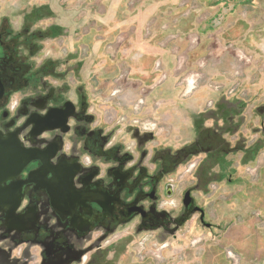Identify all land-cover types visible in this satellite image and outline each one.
I'll return each instance as SVG.
<instances>
[{"label": "flooded vegetation", "instance_id": "1", "mask_svg": "<svg viewBox=\"0 0 264 264\" xmlns=\"http://www.w3.org/2000/svg\"><path fill=\"white\" fill-rule=\"evenodd\" d=\"M9 1L19 4L27 0ZM57 1L67 11L75 13L76 19H80L78 35H89L92 28L87 29L88 22H84L82 18L88 10L87 4L75 8L64 0ZM33 10L36 13L26 15L25 23L18 30L9 20H0V129L4 132L21 131V139L26 147H29L32 126L28 124L31 121H41V128L46 131L36 142L42 157L24 170L23 180H27L30 172L40 170L44 161H48L50 168L58 170L59 173H70V192L73 197L82 194L91 199L99 198L102 202L101 205L93 202L78 207L67 219L62 220L55 208L51 192L41 180H38V184H25L21 209L25 214H37L39 220L33 229L27 226L12 233L4 230L0 222V255L9 256L6 264H11L10 260L15 258L20 263H27L28 258L34 261L37 258L36 264H83L87 262V256L92 251L79 256L81 251L102 240L99 247L101 248L121 229L133 224L138 234L157 233L159 241L162 238L190 241L188 238L177 239L178 234L197 215L200 225L213 230L215 224L209 222L205 208L201 207L194 197L195 190L198 191L196 186L195 189L183 190L182 207L179 211L162 208L161 202L167 198L169 188L172 190V197L176 195L178 178L175 179L173 175L179 164L201 153L210 155L208 160H212L213 164L220 156L234 151L235 147L226 148L227 146L220 142L218 145L207 147L204 143L208 138L199 135V139L193 142L194 145L181 148L178 152H174L170 147L154 151L156 145H153V148L149 145L154 144L155 138H158L159 134L155 129L147 130L133 121L127 123L129 111L137 114L133 107L136 99L133 96L134 90H128L131 91L128 93L133 99L126 98V91H121L117 96L110 94V97H97L89 95L84 86H72L77 82L69 79L71 68H79V65H72L70 60L66 61L67 57L71 56L72 43L68 39L71 36L55 24L44 31L32 30L30 26L33 19L49 13L51 8L43 5L34 7ZM128 27L137 29L132 24ZM135 30L125 42L127 50H124L125 44L119 46L112 54V59H117V54L122 55L125 51L126 58L132 61L135 56H129L128 53L131 52L128 50L132 49L131 42L136 35ZM97 31L98 41L104 43L105 52L109 51V45L115 47V40L123 32L119 30L115 34L116 38L111 41L105 38L102 29ZM76 37L74 36V40ZM48 39L59 49L62 60L66 57L64 62L54 59L50 56V51L44 50ZM83 40L80 41L81 44L75 41L78 46L75 56L78 58V64L82 63V68L79 69L86 73L92 57V48ZM40 56L42 59L38 61ZM131 61L127 62L129 69L126 67L128 77L132 76L133 71ZM117 76L118 74L112 79L113 83L119 78ZM157 77L158 75H154L152 80ZM125 82L127 81L124 79L121 81ZM90 97H93L96 104H91ZM162 104L164 103H159L154 108L158 109ZM130 106L133 110L129 109ZM117 126L132 128L137 142L134 149L115 139L116 131L112 128ZM198 145H202V148ZM150 162L155 165L154 170L148 166ZM47 178L51 179L52 174ZM171 179L176 183H171ZM210 179L212 176L208 175V180ZM187 191L191 192L193 198L189 208L183 205ZM195 208L203 210V221L202 213L194 212ZM207 240L215 242L209 238ZM20 247L24 248L23 254L14 255V251ZM33 250L36 252L33 253ZM78 259L80 262H76Z\"/></svg>", "mask_w": 264, "mask_h": 264}, {"label": "rangeland", "instance_id": "2", "mask_svg": "<svg viewBox=\"0 0 264 264\" xmlns=\"http://www.w3.org/2000/svg\"><path fill=\"white\" fill-rule=\"evenodd\" d=\"M43 1L27 0L15 4L9 0H0V20H9L18 30L25 23L26 15L36 13L33 10L34 7L48 5L51 8L49 13L33 19L30 26L34 31H44L56 22L54 19L56 17H51L54 15L53 10L64 9V7L57 0L51 4H43L45 3ZM255 2L256 0H251V3L250 0H167L164 10L171 12V15L166 19V25H163V36L154 34V25L159 23V20L153 17L143 28L142 38L138 41L140 47L145 48L144 46L147 45L155 47L165 51L170 57L165 61L156 59L152 77L154 75L158 77L151 79L149 83L127 81L116 85L111 78L118 73V69L111 58L105 64L109 71V78L103 80L104 83H96L94 79L100 72L89 66L86 73L79 69L82 68V63L78 64L74 44L70 47L71 56L67 59L64 56L62 60L59 49L53 41L48 39L45 42L44 50L50 51V56L54 59L61 62L66 59V61L70 60L72 65H79V68H71L72 73L69 79L77 82L72 86L77 84L84 86L89 95L93 94L97 97H110L114 90L120 89V91H126V98H132L128 92L134 90L133 96L136 99L133 107L137 108L136 110L134 108L137 114L129 111L127 123L133 121L145 129H152L154 126L155 132L159 134L158 138H155L156 142L149 145L150 148L156 145L154 151L170 147L174 152H178L186 146L194 145L193 142L199 139V135L208 138L204 143L207 147L218 145L219 142L225 144L226 148L235 147L234 151L220 158L217 157L213 164L212 160H208L210 155L204 153L194 155L187 162L179 164L173 175L175 179L183 177L180 181L177 180L176 195L163 199L161 207L169 211H179L182 207L183 190L195 189L196 186L198 191L195 190L194 197L197 203L205 208L209 222L215 224L213 230L206 229L199 224L197 215L178 234L177 239L188 238L190 241L181 242L167 238L172 247L171 251L175 253H172L175 255L172 257L174 259H178L177 254L182 253L183 260L200 264L197 259L200 258L199 255H202L201 247L210 242L207 239L221 242L227 228L233 219L237 218L236 213L244 212L248 205L252 211L256 210L253 211L256 219L262 218L260 211L253 207L252 201L248 203L246 199L243 200L244 195L240 199L233 197L235 187L241 186L244 189L248 188L249 196L255 195L260 198L264 185V54L260 52L261 50L259 51L262 39L256 35H248L249 9L251 10V4ZM231 5L235 7L230 11ZM252 13L258 16L253 24L256 29L262 23L259 17L261 13L258 8H253ZM118 20L113 21L114 26L127 21L126 19ZM141 21L138 19L137 22ZM217 23H220V26L217 27ZM90 25L91 21H88L87 29L89 30ZM148 25L150 26L147 33L145 28ZM128 26L130 25L126 26L129 29ZM95 32L98 39V31ZM82 38L78 35L75 41L81 44ZM105 38L112 41L116 35L114 37L106 35ZM178 40H181L182 47L176 44ZM128 51L131 52L128 53L129 56L139 54L133 48ZM120 55L121 53H118L117 58ZM41 59L40 56L37 60ZM157 64H159L158 67ZM95 88L104 91L94 93ZM143 96L146 98L144 99ZM142 98L145 104L139 103ZM171 98L174 99L171 100ZM90 101L91 104H96L93 102V97H90ZM159 103L164 104L155 109L154 107ZM133 107L130 106L129 109ZM168 110H172L170 115L167 113ZM121 123L126 122L121 121ZM121 127L112 128L116 131L115 139L134 149L137 142L132 128ZM201 146L198 145L202 148ZM148 166L152 170L155 169V165L151 162ZM208 175L212 176V179L208 180ZM220 176L222 179H219ZM209 184L215 185L216 188L212 190ZM218 214L223 219L219 222L216 218ZM145 238L150 240L147 244L148 248L146 245L147 250L153 248L152 242L159 241L157 233L138 234L134 224L126 226L101 248L93 250L87 256V262L83 264H148L141 261L137 254L138 243ZM193 240L197 242L191 244ZM181 243L186 245L181 247ZM230 247L232 246L226 245L222 248L223 255L220 252L215 255L218 259L216 263L231 264L225 255V249ZM176 250L178 251L175 252ZM23 251L24 248L20 247L14 251V255L17 253L20 255ZM148 257L155 263H161L151 255ZM15 259L10 260L11 264H36L37 258L35 261L28 258L27 263H20L18 259ZM241 264H247L244 256Z\"/></svg>", "mask_w": 264, "mask_h": 264}, {"label": "crops", "instance_id": "3", "mask_svg": "<svg viewBox=\"0 0 264 264\" xmlns=\"http://www.w3.org/2000/svg\"><path fill=\"white\" fill-rule=\"evenodd\" d=\"M43 1V0H42ZM54 0H44L43 4L54 3ZM167 0H139L138 4L132 11L127 9V0H88L90 7L85 12L83 18L84 22L91 21L92 31L89 32V35L83 37V42L89 44L92 48V57L89 63V68H96L99 71V76L95 77L94 82L104 83L108 79V69L106 67V62L112 59L111 51H104V43L98 41L96 38V32L98 29H102L105 33V36L114 37L115 34L119 31L128 30L127 25L132 24L135 26L138 31L131 42L132 48L136 50L137 54L132 61L126 58L125 51L118 59H112L113 63L117 66L118 76H120L122 68L129 66L127 62L131 61L132 66V76L128 78V82L134 81L139 83H149L152 77L153 65L156 59H164V61L169 57L165 51L160 49H155V47L144 46L145 48L140 47L138 41L142 38L143 28L148 21L153 19H158L159 23L154 25V34L163 36L162 28L163 25H166V19L170 18L171 12L164 10V6ZM251 3V0H250ZM257 5V6H256ZM251 10L249 9L248 14V35H256L260 39L264 38V0H256L255 4H251ZM253 8H258L261 13V26L254 29L253 24L255 23V18L258 17L256 13H252ZM55 12V13H54ZM122 12V14H121ZM53 16L56 22L53 24L57 25L61 30H65L71 36L68 38L70 43L74 44L77 51V43H75L74 36H78L79 31V18L76 19V14L73 12L67 11V9H54ZM58 14V15H55ZM263 15V16H262ZM52 16V17H53ZM119 19V20H118ZM126 19L125 23L120 22L115 24L113 21H120ZM142 20L141 22H137ZM253 21V22H251ZM107 24L109 26H107ZM112 28V29H111ZM74 40V41H73ZM110 40V39H108ZM176 44L182 47L181 40L176 41ZM73 46V45H72ZM124 50H127L128 46L125 44ZM130 52V51H128ZM115 74L114 77L117 75ZM112 77L111 79H113ZM93 82V83H94ZM111 84V82L109 83ZM95 88L93 91H104L103 89ZM153 96V95H152ZM152 99H155L152 97ZM150 99V102L152 101ZM174 98H171L173 100ZM152 103V102H151ZM169 106L172 105L169 103ZM170 109V108H169ZM164 111V110H163ZM170 111V112H169ZM167 113H172V110H168ZM264 181V180H263ZM262 181V183H263ZM262 192L260 193V198L255 197V195H248V188L244 189L243 187L236 186L234 189V198L246 199V202L252 201L254 203V208L260 211L261 219H256L253 215L251 207L248 205V208L244 212H237V218L233 219V222L227 228L225 237L220 241L206 243L205 246L201 247L203 250L202 255H199L200 264H218L217 255L218 252L223 255L224 246H232L236 248L244 256V259L247 264H264V185L262 187ZM250 207V208H249ZM218 222L223 220L220 218V214L216 216ZM220 244V245H219ZM185 243H181V247L185 246ZM148 264H158L151 260L145 261ZM144 264V263H143ZM159 264H193L189 260L171 258L164 263Z\"/></svg>", "mask_w": 264, "mask_h": 264}, {"label": "water", "instance_id": "4", "mask_svg": "<svg viewBox=\"0 0 264 264\" xmlns=\"http://www.w3.org/2000/svg\"><path fill=\"white\" fill-rule=\"evenodd\" d=\"M235 5L230 6V11L234 9ZM220 23H217V27ZM262 44V45H261ZM259 46V51L264 54V38ZM263 46V47H262ZM262 47V48H261ZM45 122L44 120L42 121ZM110 122V124H112ZM41 121H31L28 126H32L29 133L32 136L30 146L26 147L25 142L21 139V131L4 132L0 129V222L3 224L4 230L8 233L19 232L23 227L29 226L33 229L37 225L39 216L35 213L25 214L22 211V204L24 200L23 186L27 183L38 180L43 182V185L49 189L53 197L55 208L60 213L62 220L74 213L78 207L89 205L96 202L101 205V200L91 199L85 196H72L70 192L71 177L68 172L59 173L58 170L50 168V163L44 161L43 167L40 170L30 172L29 178L23 180L22 175L24 170L34 161L41 160L42 152L38 147L37 140L46 129L41 128ZM54 128V127H52ZM152 138V136H151ZM52 174V178L48 179V175ZM174 187V185H172ZM171 189V188H169ZM168 189V198L172 197V190ZM55 192V194H54ZM193 203L191 192L187 191L184 195L183 205L189 208ZM200 211L202 213V221L204 220V212L200 208H195L194 212ZM102 241V240H101ZM100 243L94 244L87 250L79 253V256L85 255L88 251H93L100 247ZM166 238H162L161 243L165 242ZM8 256V255H7ZM0 255V264L8 263L9 256ZM75 261V260H74ZM73 262V261H72ZM76 262H80L79 259Z\"/></svg>", "mask_w": 264, "mask_h": 264}, {"label": "built area", "instance_id": "5", "mask_svg": "<svg viewBox=\"0 0 264 264\" xmlns=\"http://www.w3.org/2000/svg\"><path fill=\"white\" fill-rule=\"evenodd\" d=\"M138 1L139 0H127V9L132 11L134 9V7L137 6L138 4ZM64 2H66L67 4L75 7V8H79L85 4H87V8L90 7V3H87V0H64ZM149 26L148 25L146 28H145V31H147V33L149 32ZM99 30V29H98ZM134 28L131 27L129 28L128 30H125L123 31L118 37L117 39L115 40V47H113V45H109V51L112 52V54L115 53L116 51V48H118L119 46H122L125 44L126 40L129 38V36L131 34H133L134 32ZM159 66V64H157V67ZM128 75H127V69L126 68H122V73L121 75L119 76V78L115 79L114 83L116 85H118L123 79L128 81ZM120 89L119 91L116 89L112 92V96H117L119 93H120ZM139 103H143L144 104V99H140L139 100ZM135 110L137 109L136 107H134ZM136 112V111H135ZM147 130H154V126L152 127V129H147ZM182 178V177H181ZM181 178H178V181L181 180ZM171 183H176L175 180L171 179L170 180ZM212 189L214 190L215 187L212 186ZM199 240V239H197ZM197 240H193L191 242V244L197 242ZM201 240V238H200ZM199 240V241H200ZM150 240L145 238V239H142L138 244H139V249L137 251V254L139 255V259L141 261H148L150 260L148 256H153V258H155V260L161 262V263H164L165 261L171 259L172 257H174L175 254L173 251L171 252V244L167 241L161 243V242H156V243H152V246L153 248L151 247V249L147 250L148 248V245L149 244ZM146 245H147V248H146ZM150 246V245H149ZM151 253V254H150ZM165 253H168V254H165ZM173 253V254H172ZM225 255H226V258L230 261L231 264H241L242 263V259H243V256L241 255V253H239L238 251H236L234 248L230 247V248H226L225 249ZM177 257L182 259L183 258V254L182 253H179L177 254Z\"/></svg>", "mask_w": 264, "mask_h": 264}]
</instances>
